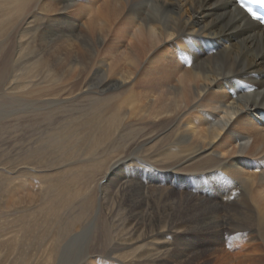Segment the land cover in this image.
I'll list each match as a JSON object with an SVG mask.
<instances>
[{"label":"bare ground","instance_id":"6f19581e","mask_svg":"<svg viewBox=\"0 0 264 264\" xmlns=\"http://www.w3.org/2000/svg\"><path fill=\"white\" fill-rule=\"evenodd\" d=\"M23 58L55 69L60 84L46 90L57 94L15 97L9 104L24 109L0 114V121L56 105L129 112L107 149L94 152L104 158L127 135L100 183L99 214L107 208L112 223L106 231L121 232L131 246L113 259L264 264V26L235 0H32L0 41L4 94ZM133 120L148 125L124 132ZM158 138L168 144L147 153ZM99 214L66 243L61 237L59 250L65 254L93 233ZM194 230L201 242L185 243ZM115 236L110 255L119 250ZM240 237L255 242L235 260L227 248ZM90 245L75 258L104 264Z\"/></svg>","mask_w":264,"mask_h":264},{"label":"rangeland","instance_id":"374dc122","mask_svg":"<svg viewBox=\"0 0 264 264\" xmlns=\"http://www.w3.org/2000/svg\"><path fill=\"white\" fill-rule=\"evenodd\" d=\"M31 6L32 0H0V41L7 38L9 31ZM84 22L82 20L81 25ZM28 49L30 46H27ZM19 65H23V68L9 76V81L4 85L9 91L4 94L0 90V114L5 116L14 108L24 109L23 106L11 105L15 104L11 102L15 97L30 92L28 97L41 99L57 94L46 89L60 84L55 69L45 66L38 59L23 58ZM110 106L107 104L93 111L89 105L79 109L46 106L43 110L24 115V118V112H21L22 115H12L0 121V264H61L63 257L68 259L64 264H92L89 260L79 262L75 258L84 253L90 244L92 258L104 261V264H121L112 257L118 258L122 252L130 254L126 249L131 246L129 242H121V232L118 231L116 236L114 232H108L107 227L112 228L108 209L102 207L99 214V201L103 194L100 183L104 182L102 177L106 173L108 159L119 154L118 149L125 145L127 139L125 134L120 136L111 145L113 150L106 152L102 159L99 158L102 154H94L100 148L107 149L122 128L119 120L126 122L129 115L128 110L120 105L118 108L115 105L108 112ZM62 114L64 120L56 122V118ZM17 117L22 118L16 120ZM145 124L146 120L130 121L124 132L134 133ZM140 131L143 132L142 128L138 133ZM154 141L147 145L149 154L168 144L161 142V139L159 141V138ZM97 214L99 217L93 233L89 234V231L88 235L76 241V247L74 244L69 247L65 256L63 249L60 251L57 246L59 239L63 237L60 244L66 243L70 235ZM195 232L191 231L182 240L191 244L196 242L199 236ZM112 236L120 244L119 250L110 255ZM158 237L161 238L158 235L155 238ZM240 238L235 245L227 248L235 260H238V254L241 258L240 254L246 251L247 244L255 242V239L249 241L245 237ZM199 240L201 242L202 238ZM222 241L223 237L220 243ZM205 258L210 259L208 253ZM75 259L76 262H73ZM123 259L127 261L126 264H135L128 262L126 256ZM211 260L215 261L214 258ZM175 262L173 264H180Z\"/></svg>","mask_w":264,"mask_h":264}]
</instances>
